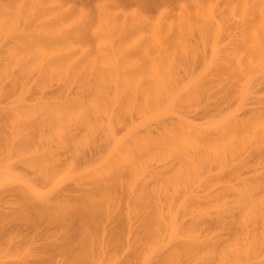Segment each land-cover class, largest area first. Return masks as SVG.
Here are the masks:
<instances>
[{"label": "rangeland", "instance_id": "rangeland-1", "mask_svg": "<svg viewBox=\"0 0 264 264\" xmlns=\"http://www.w3.org/2000/svg\"><path fill=\"white\" fill-rule=\"evenodd\" d=\"M148 1L146 0L148 5H145L146 8L143 12L147 17V27L149 28L156 18V8L154 5H150ZM158 1L164 4L168 12V19L162 26V45H160L161 43L159 44L161 47L153 40L148 28L144 29L142 38L139 37L137 29L128 32L121 38L115 37L113 47L119 54L125 55V53H128L130 50L128 48H131L132 44L133 47L136 46L133 54L127 56L135 64H139L141 71L144 73L141 80L142 86L138 89H136L133 77L130 79L131 82L125 83L122 90L123 94L121 93L123 96L121 95V97L117 98H122L119 103L115 97V87L112 84V79L110 78L112 74L110 75L109 69L107 67H97L95 70L89 71L88 64L84 58L79 59V64L77 63L76 67L78 70L74 68L76 71L74 70V73L70 72L69 74L72 80H75L72 83L67 82L68 80L64 77L66 73L60 71L61 68L57 70V74L55 73L52 76L51 81L44 80L45 71L43 72L35 66H32L33 69L28 68V65L32 64L33 61L28 60V63L29 61L30 63H25L27 60L25 57L30 58L28 56H30L31 51L28 52L30 49L28 46H20L19 44L16 49L17 41L20 40L18 36H21V33L31 34L30 32H37L36 30L44 31L43 29H49L51 19L49 18L47 22L44 17L46 21H41L42 17L40 16H43V13L39 14L40 16L38 15L41 19H37V12L40 9H35L38 4H33L35 3L34 0H0V12L7 19V21L4 20L5 23L9 24L15 21L14 26L11 25V28L13 26V31L8 33L12 29L6 25V28H4L7 33L5 32V35L1 33L0 36V62L2 63L0 64V69L2 68V71H0V89L3 90H0V95L8 96L6 99L0 96V106L7 104V102L9 104L13 99H10L11 97L6 95L7 93L11 92L12 95L10 94V96H14V93L21 95L24 88L28 91L24 95L25 97L23 96L25 98L24 105L21 104L22 96H18L16 99L19 100L21 98L22 100L15 103L12 101L13 109L16 108V110L20 109L26 112L27 105H31L28 104L29 102L38 101L36 113L32 112V115L35 113L34 118H29L28 125L27 123L20 124L22 127L24 125L22 129L17 124L18 122L14 125L15 122L13 123L9 118L10 123H13V128L7 129V126L4 128V124H0L1 129H5L2 131L3 133L6 130L10 132L12 129L15 132L14 149L17 152H13V157H10V166L12 168L10 171H14L23 179L28 180L47 197L57 198L63 195H67L66 197L69 195V198L70 195L74 197L75 193L85 190L87 186L89 188L90 180L88 184L83 179V181L79 180V178L78 180H73L72 178H70L72 180H66L69 177L66 178L64 176V178L61 177L63 179L59 177L61 181H58L57 185H55L53 180L50 181V179H47L39 172L40 169L37 170L36 166L32 164V159L40 155L42 151H46L47 155L45 154V156L48 157L54 168L72 166L74 171L76 170L75 174L78 172L80 174L82 168L85 167L84 169H86L87 166V169L88 167L90 169V166H96L95 164L97 163L98 165V162L102 160V156L105 155L103 153L110 148L109 145L112 141L109 142L110 139H106L107 136L111 135L109 132L112 133V130L116 134L115 141L119 139L118 137H122L124 139L122 141H125L128 146H130V143L133 147L132 142L134 140L139 143L142 140L144 143L149 144L150 141H155L162 145L165 140H168L169 132L173 133L174 137L178 135L177 127H179L180 122L189 121L199 128H204L205 131L194 134L192 137L193 145L186 147L187 149L186 151L184 149L183 153L168 152L162 149L161 151L167 155L165 159L161 160L159 155L160 160H158L159 158L147 160V164L145 163V177H143V174L142 178L144 179L139 183L146 185V187L149 186L150 189L159 185L162 180L166 181L167 177H173L180 170L184 171L183 169L189 166L192 156H196L198 159L199 170L196 167L195 170H198L201 181L205 180L204 182L207 183V180L209 182V180L214 181L217 179L219 181L220 179L221 182V179L227 176L224 180H230H228L231 184L230 188H218L210 192L203 191L202 187L201 190L199 187L201 184L194 182L196 178L192 179L193 176L197 175H192L193 173L191 172L193 171L189 168L187 169L191 171L189 173L193 181H190L191 179L189 180L185 176L178 178L181 179L182 183H186L185 186L192 185L195 193L199 196L200 203L204 206H211V201L217 193L223 197L225 209L221 217L222 224L218 225L219 227L216 220L217 214L211 209L209 210L211 221L214 225L216 224L215 227L217 228L215 231L217 237L213 239V243L214 246L219 248L230 242L236 232H240L243 226L242 223L247 224L250 228L259 227V220L248 217L245 214V208L248 205L250 207L251 202L254 204L253 201L256 203L257 199L262 198L263 188L261 185L264 186V140L258 136V129L255 132L254 128H257L258 125L255 123L256 126L253 123V120H257V117L259 119H261L260 117L264 118V0ZM42 2L41 7L48 12L54 11L58 4L61 5L63 3L62 5H64L66 2L67 5L74 7L85 6L84 8H88V6H93L96 0H57L55 4L51 3L52 1L49 2V0H43ZM20 3H22V15L20 18H14H17V20H13L14 16L12 17L8 12H16L15 9L20 6ZM120 3H123L124 7H128L127 3ZM33 5H36L35 8H33ZM199 7L201 8L199 9ZM56 11L57 9L54 12ZM208 11L210 16L207 17L209 15ZM45 14L44 16H46ZM169 21L172 22L170 29L167 24ZM123 23L122 15H118L115 18V24L117 27H122ZM126 23L128 25V22ZM51 26L53 27V24ZM7 29L11 30L7 31ZM214 40L216 41L214 44L217 52L214 51V49L216 50L213 45ZM21 42L23 41L21 40ZM26 44L29 43L26 41ZM213 47L214 49H212ZM160 48H162V51ZM11 50L17 51L20 58L24 56L25 60L22 59L24 64L13 65L16 63L14 60L18 56L15 53L14 58H8L6 54ZM213 52L217 55L212 57L215 63L212 64L213 66L210 64L211 67L208 66L207 68L211 56L214 55H212ZM159 53L163 60L164 78L170 81L171 87L176 86L177 89H181V95L172 102L169 96L162 92H156L151 79L146 74L147 72L145 73L149 61L157 58ZM12 60L14 61L13 64L11 63ZM25 64L28 65L25 66ZM66 77L68 78V76ZM13 78L17 80L16 86L17 82L23 84L19 83V87H16ZM171 91L173 93L176 92L175 89ZM171 91L169 93L172 95ZM23 92L25 93L26 91ZM33 96L37 99L30 101ZM114 98L118 104H114ZM28 100L29 102H27ZM129 102H134L132 103L134 105L137 103L138 106L133 107V105L131 107ZM144 103H148L150 113L144 112L145 114H143L140 111V106ZM2 110H0V113ZM60 111H66L64 112L66 115L67 113H72L74 116L63 123L59 121V118H49L53 117L55 112ZM7 114L9 115L8 112ZM1 117L0 119L2 120L5 116ZM8 119L7 122L5 121L6 119L4 120L5 123H8ZM226 121L229 122L227 129L212 130V127L222 126ZM260 121L257 120L259 123ZM108 124L113 127L106 134ZM109 128L111 129V127ZM56 131L62 132L61 138L55 136ZM7 136H10V134ZM39 137L43 138L42 143L38 140ZM220 140H223V143L225 142L226 144L231 141V146L233 145L232 147L235 149L232 150L233 148L231 147V151H234V154L229 155L228 153L230 152H228L226 156L227 150H223L226 151L225 153L222 152L225 156L217 155L219 156L217 157L214 153L218 151L216 149L212 150L213 153H211L209 147H219L215 143H220ZM115 141L113 142L115 143ZM168 141L174 142V140L170 141V139ZM126 143L123 144L126 145ZM154 144L153 142L152 147L156 146ZM214 144L215 146H213ZM106 146L108 148L105 150ZM222 147L225 149V146L222 145ZM154 149L157 151L156 148ZM103 150L105 151L103 152ZM50 163L48 162V164ZM233 169L238 171L237 177L234 174L235 177L232 176L230 171ZM60 170H63V168ZM186 172H182V175ZM232 172L235 173V171ZM174 177L175 179L177 178L176 176ZM76 186L82 187V190L80 191L79 188L78 190L75 189ZM15 187L16 185H0V210L2 212H8L13 208L9 201H11L10 194H13V191L16 190ZM159 194H162V192ZM162 195L160 197L164 196ZM182 221L181 223L186 224L189 220L187 218L185 220L182 219Z\"/></svg>", "mask_w": 264, "mask_h": 264}, {"label": "bare ground", "instance_id": "bare-ground-1", "mask_svg": "<svg viewBox=\"0 0 264 264\" xmlns=\"http://www.w3.org/2000/svg\"><path fill=\"white\" fill-rule=\"evenodd\" d=\"M34 1L35 3L33 4H38V7L35 8L36 5H33V8L40 9L39 11L37 10V19L39 18L40 20V17H42L41 21L44 20L43 22H45V19H47L48 22L50 18L51 22L49 23L51 24L49 29H43L44 31L36 30L37 32H30L31 34L28 33L29 35L20 32L21 36H18L20 40L17 39L16 49L19 45H26L30 48L28 52L31 51L32 54L30 52V56H28L30 58L25 57L27 59L25 63H28V60L33 62L30 66L28 65L30 63L29 61L27 64L28 68L33 69L32 66H35L39 70L45 71V75H43L45 77L44 80L50 81L52 80V76L58 73L57 70L61 68L60 71L66 73L64 77L68 80L64 81L72 83L75 80H72L69 74L70 72L74 73V70L77 69L79 59L84 58L88 64L89 71L95 70L97 67H107L109 69L110 75L112 74L110 78L115 87L116 99L121 97L123 87L125 83L131 82V77L135 81L136 89L142 86L141 80L144 73L141 71L139 64H135L129 58L130 54L132 55L133 51H135L136 46L133 47L132 44L131 48H128L130 52L128 51V53L122 55L115 51L113 43L115 37L121 38L134 29H137L139 32L140 38L143 37L144 29L148 28L147 17L143 12L146 8L145 5H148L146 0H134V5L133 0H96L95 4L93 6L91 5V7L88 6V8H84L85 6L74 7L67 5L66 2L64 5H62L63 3L61 5L58 4L59 10L57 7L56 12H54L56 9L54 11H48L50 16H48L47 10L41 7L43 0ZM56 1L49 0V2L54 4ZM120 2L127 3L128 7H124L122 5L123 3ZM148 3L154 5L156 8V18L148 30L151 32L153 40L158 45L160 43L162 45V26L168 19V12L164 4L158 0H149ZM19 5L15 9L16 12H8L9 15L14 16L13 20H17V18H14H20L22 15V3ZM41 13H43V16L39 15ZM207 13L209 14L207 17L210 16L209 11ZM118 15H122L123 17L124 23L122 27H117L115 24V18ZM0 16H2L0 18L1 36V33L4 35L7 33L5 26L7 25V27L9 26L11 28V25L14 26L15 21L6 24L4 20L7 21V19L3 17V13L0 12ZM126 22H128V25ZM52 24L53 27L51 26ZM167 24L170 29L172 22L169 21ZM13 26L11 28L12 30L7 29V31L11 30L8 33L13 31ZM26 41L29 44H26ZM215 42L214 40L213 45L216 48ZM160 45L159 47H161ZM160 49L162 51V48ZM15 50L9 51L10 53L7 52L6 56L8 58H14L17 54V61H14L17 63L21 59L18 62L19 64H13V60L11 63L14 66H18L21 63L24 64V56L20 58ZM214 51L217 52V48ZM216 56V54L211 56L207 68L208 66H213L212 64L215 63V60L212 57ZM0 64L2 63L0 62ZM27 65L25 64V66ZM78 68L80 69V67ZM1 69L0 71H2ZM145 73L151 79L156 92H162L169 96L171 102L175 101L181 95V89H177L176 86L171 87L170 81L164 78L163 60L160 53L157 58L149 61ZM15 78L17 79V77ZM15 78H13L15 81L14 85L17 81ZM17 83L23 84L21 82ZM18 84L17 86L19 87L20 84ZM172 89H175L176 92L173 93L171 91ZM22 90L26 92L24 93L22 91L21 93L23 94L21 95L19 93L17 95L14 92V96H10L11 92L9 94L6 92V95H9L11 97L10 99H14L11 100L13 103L20 102L22 99L19 98L17 100L16 98L22 96L23 100L21 104L24 105V95L28 91L25 88ZM170 91L173 93L172 95L169 93ZM0 96L2 97L3 95ZM6 97L8 98V96ZM6 97L4 98L6 99ZM33 99L36 100L37 98L33 96L30 101ZM116 99L114 98L113 100L115 102L114 104H118L122 98L117 99L118 102ZM11 102L0 106V110L3 109L0 114L4 110L9 113L8 115L7 112H4V114L0 115V118H2L1 116H5L4 119H0L2 121L0 124H4L3 127L5 128L7 126V129H9L14 127V122V125L18 122L17 124L22 129L24 125L22 127L20 124L27 123L28 125L29 118H34L36 109L38 108V101L36 100L35 102L37 103L34 102V104L28 100V104L31 105L28 106L26 104V112L20 109L16 110V108L13 109V103ZM129 103L131 107L134 105L132 104L134 102ZM136 105L138 106L136 103L133 107H136ZM7 106L8 108H6ZM140 107L142 109L140 111L143 114L150 113L148 103H144ZM66 111L55 112L53 117L49 114L51 116L49 118H59L61 123L68 121L74 115L67 113V115L69 114L67 116L64 113ZM32 112L35 113L32 115ZM8 118L13 123H10ZM260 118L257 117V120H261L260 123L257 120H253V123L258 125L255 124L257 128L254 129L255 132L258 131V136L264 140V118ZM7 119L8 123H5ZM224 123L227 127H225L226 125ZM224 123L222 126L212 127V130L227 129L229 122L226 121ZM110 124L107 125L106 134L112 130L113 126H110ZM4 128L1 129L0 127V185H16V190L13 189L14 191H12L14 193L12 192L13 194H10L11 201L9 203L13 205V208L8 212H2L0 210L2 212H0V264H264L263 185H261L263 188L262 198L257 199L256 203L253 201L254 204L251 202L252 207L248 205L245 208V214L248 217L259 220V227L250 228L247 224L242 223L243 226L240 232H236L230 242L217 248L213 243V239L217 237V233L215 232L217 228L215 227L216 224L214 225L211 221L212 218L210 217L211 213L209 210L211 209L217 214V226L221 225V217L225 209L223 197L217 193L211 201L212 205L204 206L200 203L199 196L195 193L192 185L187 184L188 186H185L186 183H182L181 179L178 178L185 176L190 180L192 176L189 171L191 170L193 171H190L193 173L192 175H197L192 177V179H197V181L194 179V182H199L201 184H199V187H202L203 191L210 192L218 188H230L231 184L228 182L229 179L224 180L227 176L223 177L221 182L220 179L219 181L217 179L214 181L209 180V182L207 180V183L204 182L205 180L201 181L197 172L199 170L198 159L196 156H192L191 158L193 160L191 159L190 162L192 163L194 160L197 162H193L192 164L189 162L187 168L190 170L186 168L183 169L184 171L180 170V172H176L173 177L165 178L166 181L162 180V183L160 182L161 184L159 183V185L153 187L154 190L152 187L150 189L149 186L147 188L146 185L140 184L141 180L144 179L142 178L143 174V177H145L147 160H155L157 158L160 160V157L161 160L165 159L167 155L161 151L162 149L168 152L183 153L184 149L186 151V147L193 145V135L205 131L204 128H199L189 121L180 122L179 127H177L178 135L174 137L173 133L169 132L168 134V140H174V142L165 140L162 145L161 143L159 145L155 141H150L149 144L144 143L141 139H136L142 142L140 141L139 143L134 140L132 142L133 147L129 143L132 148L125 141H122L124 140L122 137H118L119 139L115 141L116 134L112 130V133L109 132L111 135H106V140L110 139L109 142L115 141V143L110 142L111 146L109 145V147L111 149L106 146L105 150L108 148L109 151L103 150V152L105 151L103 154L106 157L104 158L102 156L103 158L101 157L102 160L100 158L101 161L99 160L98 165L96 163V166H90V169L89 167L87 169V166L86 169H84L85 167L82 168L80 174L79 172L75 174L76 170L74 171L72 166H66L67 168L62 167L63 170H60L62 168H54L48 157L45 156V154L47 155L46 151H42L44 153L41 152L40 155H44H38L39 157L35 156L32 159V164L36 166L37 170L40 169L41 171L39 170V172L47 179H50V181L53 180L55 185L64 176L66 178L69 177L68 179L65 178L66 180H78L79 178V180L83 179L84 182L86 181L85 183H88L90 180V184L88 183L89 188L87 186L85 190H82V187L76 186L77 188L75 187V189L78 190L79 188L82 191L75 193L74 197L70 195V198L69 195L68 197H66L67 195H61L62 197L58 196L57 198L47 197V195L41 193L28 180L23 179V177L14 173V171H10L12 169L10 166V157H13V152H17L14 149L15 132L13 129L10 132L6 130L5 133L7 134L4 136L5 133L2 132L5 130ZM60 132L56 131L55 136L61 138L63 134ZM9 134L10 136H7ZM110 136L113 138L111 139ZM42 139V137H39L38 140L42 143ZM153 142L157 147H152ZM230 142L227 144L224 142V145L223 140H220V143H215L219 147H209V150H211V153H213L212 150H218V154L217 152L214 153L216 156L220 155L222 157L225 156L223 153L226 152L223 150H227L225 153L226 156L228 154H234V151H231V149H235L232 147L233 145L231 146ZM123 143H126V145ZM222 145L225 146V149ZM220 149L222 150L221 152ZM106 152H108L107 155ZM128 154L130 157H128ZM159 155L160 157H158ZM194 163L195 165H193ZM195 167L198 170H195ZM83 170L85 172L82 173ZM181 171H187L188 173L186 172L187 175L186 173L182 175ZM232 171H235V173ZM230 172L232 176L238 174L236 169ZM174 176L177 178L175 179ZM192 179L190 181H193ZM161 192L165 197L159 194ZM160 195L163 197H160ZM184 218H188L189 220L186 224L181 223L182 219L185 220Z\"/></svg>", "mask_w": 264, "mask_h": 264}]
</instances>
